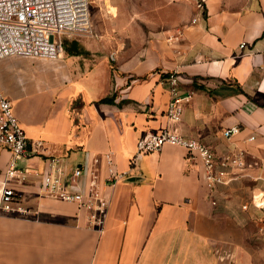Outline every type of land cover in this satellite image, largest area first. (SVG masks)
<instances>
[{
    "label": "crops",
    "instance_id": "1",
    "mask_svg": "<svg viewBox=\"0 0 264 264\" xmlns=\"http://www.w3.org/2000/svg\"><path fill=\"white\" fill-rule=\"evenodd\" d=\"M189 12L113 60L106 45L79 39L82 53L0 58V92L43 143L22 163L40 170L57 155L66 171L81 167L72 190L96 168L109 199L99 230L76 204L43 195L37 176L14 184L24 210H0V264H264V0H202ZM171 72L191 93L175 124L165 115ZM165 127L221 163L241 152L244 167L218 164L232 176L209 191L180 146L136 155L138 137ZM105 153L125 173L116 183L105 181ZM9 158L0 147V187Z\"/></svg>",
    "mask_w": 264,
    "mask_h": 264
},
{
    "label": "built area",
    "instance_id": "2",
    "mask_svg": "<svg viewBox=\"0 0 264 264\" xmlns=\"http://www.w3.org/2000/svg\"><path fill=\"white\" fill-rule=\"evenodd\" d=\"M88 28L89 0H0V58L14 54L49 59L60 57L64 51L61 36L83 33ZM243 46L244 43L239 45L240 48ZM109 58L114 59L113 52ZM166 82L170 98L165 115L169 123L175 124L181 120L184 102L191 98V93L180 94L178 72L169 73ZM238 131L239 127L234 125L223 129L222 135L229 138ZM42 144V140L34 141L26 135L13 113L11 101L0 92V147L10 152L0 187V210L23 211L21 194L14 184H23L31 175H35L43 195L76 204L79 209L87 212L88 225L100 230L105 221L109 199L102 190L97 169L85 173L87 178L82 190H72L73 186L79 184L83 173L81 167L75 166L66 171L57 155H44L40 170L22 163L41 154ZM164 144L180 146L185 149L188 158L200 162L209 191L231 179L232 172L217 168L218 164H230L237 169L244 167L241 152L234 157H227L221 163L208 145L167 127L159 131H146L138 137L136 155L156 151ZM103 160L106 182L116 183L125 177L124 172L115 169L109 153L103 154ZM242 208H246V205H242Z\"/></svg>",
    "mask_w": 264,
    "mask_h": 264
},
{
    "label": "rangeland",
    "instance_id": "3",
    "mask_svg": "<svg viewBox=\"0 0 264 264\" xmlns=\"http://www.w3.org/2000/svg\"><path fill=\"white\" fill-rule=\"evenodd\" d=\"M190 7L201 9L202 1L89 0L88 30L63 34L61 38L79 39L87 44L99 42L115 56L116 49H126L131 43L144 41L153 31L184 20L190 15Z\"/></svg>",
    "mask_w": 264,
    "mask_h": 264
},
{
    "label": "trees",
    "instance_id": "4",
    "mask_svg": "<svg viewBox=\"0 0 264 264\" xmlns=\"http://www.w3.org/2000/svg\"><path fill=\"white\" fill-rule=\"evenodd\" d=\"M62 45H63V49L68 53L77 54L84 52V50L81 48L79 42L76 39H71V40L62 39ZM110 100H112V97H104L100 99V101L102 102L110 101Z\"/></svg>",
    "mask_w": 264,
    "mask_h": 264
}]
</instances>
